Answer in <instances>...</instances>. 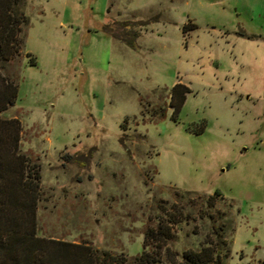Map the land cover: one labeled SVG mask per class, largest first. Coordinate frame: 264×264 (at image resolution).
Returning a JSON list of instances; mask_svg holds the SVG:
<instances>
[{
  "label": "rangeland",
  "instance_id": "1",
  "mask_svg": "<svg viewBox=\"0 0 264 264\" xmlns=\"http://www.w3.org/2000/svg\"><path fill=\"white\" fill-rule=\"evenodd\" d=\"M23 10V50L3 68L17 95L3 115L19 117L21 150L39 165L38 234L132 259L146 227L179 209L166 244L178 259L223 239L222 264H264V0ZM176 81L190 91L172 119Z\"/></svg>",
  "mask_w": 264,
  "mask_h": 264
},
{
  "label": "trees",
  "instance_id": "2",
  "mask_svg": "<svg viewBox=\"0 0 264 264\" xmlns=\"http://www.w3.org/2000/svg\"><path fill=\"white\" fill-rule=\"evenodd\" d=\"M25 1L0 0V264H164L163 257L171 264H222L224 256L230 252L223 239L214 245L209 243L198 249H185L180 259L177 252L167 249V242L175 235L173 225L181 215L179 209L168 212V218H160L155 226L146 227L142 249L132 259L123 253L99 249L86 241L38 234L39 165L21 150L19 117L3 115L15 103L17 95L15 76L4 73L3 68L4 63L19 56L23 50L28 24L23 10ZM187 26L183 25V31ZM101 29L108 31L107 24ZM132 45L130 41L129 46ZM29 63H35L33 56ZM189 91L185 83L176 81L172 84L168 103L170 118H176ZM202 129L201 126L196 132ZM214 194L221 195L219 191ZM214 194L205 198L208 206L213 205Z\"/></svg>",
  "mask_w": 264,
  "mask_h": 264
}]
</instances>
